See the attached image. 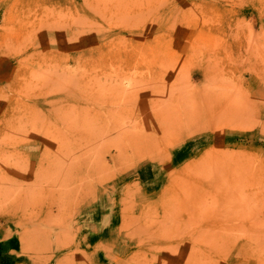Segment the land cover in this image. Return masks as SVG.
Masks as SVG:
<instances>
[{
  "label": "rangeland",
  "instance_id": "obj_1",
  "mask_svg": "<svg viewBox=\"0 0 264 264\" xmlns=\"http://www.w3.org/2000/svg\"><path fill=\"white\" fill-rule=\"evenodd\" d=\"M0 258L264 264V0H0Z\"/></svg>",
  "mask_w": 264,
  "mask_h": 264
},
{
  "label": "crops",
  "instance_id": "obj_2",
  "mask_svg": "<svg viewBox=\"0 0 264 264\" xmlns=\"http://www.w3.org/2000/svg\"><path fill=\"white\" fill-rule=\"evenodd\" d=\"M89 227H92L90 229V231L88 230V238L92 241L91 244H98L99 242H102L104 239H103V237H100V236H103L102 234L107 233L105 230L106 229L105 224L100 225V223H97V224H95V226H93V224H90ZM13 252H14V250H13ZM2 261L3 260L0 258V264H2ZM10 261H13V259L10 258Z\"/></svg>",
  "mask_w": 264,
  "mask_h": 264
}]
</instances>
